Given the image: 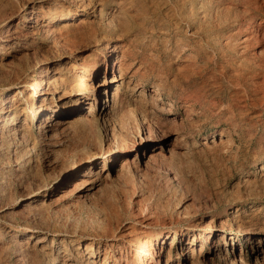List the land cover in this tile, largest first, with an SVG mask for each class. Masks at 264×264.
<instances>
[{
    "label": "rangeland",
    "instance_id": "obj_1",
    "mask_svg": "<svg viewBox=\"0 0 264 264\" xmlns=\"http://www.w3.org/2000/svg\"><path fill=\"white\" fill-rule=\"evenodd\" d=\"M71 11L84 15L69 25L56 18L58 44L43 38L41 25ZM11 37L19 46L8 45ZM245 37L259 39L249 44ZM113 41L125 44L121 50L132 64L126 80L133 84L123 85L124 102L106 125L97 117L93 144L109 155L112 139L128 152L115 168L108 159L90 200L72 198L71 208L63 202L24 213V194L59 180L47 177L44 167L8 170L16 164L14 150L22 148L18 140L0 149V264H59L64 250L58 255L52 245L60 242L72 258L88 245L87 251L100 247V258L106 254L113 262L121 247L129 262L149 264L148 251L166 249L176 230L183 242L193 233L203 236L191 264H241L234 258L242 246L245 264H256L246 214L264 218V0H0V101L18 66L32 65L33 79L55 61L83 73ZM188 44L200 46L203 59L186 62L193 53L181 48ZM134 84L143 89L140 97L133 95ZM221 130L230 141L225 152L202 145ZM140 134L155 143V159L147 165L136 155ZM15 230L45 239L21 249L11 240ZM75 232L79 241L68 243ZM219 234L234 238V253L231 240L229 250H215ZM173 262H179L176 252Z\"/></svg>",
    "mask_w": 264,
    "mask_h": 264
},
{
    "label": "bare ground",
    "instance_id": "obj_2",
    "mask_svg": "<svg viewBox=\"0 0 264 264\" xmlns=\"http://www.w3.org/2000/svg\"><path fill=\"white\" fill-rule=\"evenodd\" d=\"M81 15L84 14L79 11H71L58 17L49 18L40 27L43 38L54 45L58 44V33L61 31L54 28L56 18L67 23L68 20L79 19L78 17ZM29 17L31 18V16ZM35 23V27L38 28L36 26L38 22L36 21ZM257 39L259 38L245 37L244 41L250 44L252 40L257 41ZM16 40V37H11L8 40V45L12 47L19 46L15 42ZM124 45L120 41L107 43L108 51L103 52L102 59L94 61L91 65H84L83 73H78L76 66L55 61L48 66L41 67L37 78L33 79L29 73L33 66L28 64L22 67L20 65L17 68L15 78L4 88L5 92L0 101V149L8 148L9 144L11 145L17 140L22 144L20 151L14 150L16 164L9 165L8 170L35 173L39 172L41 169L39 167H44L46 168V174H48L47 177L52 175L55 180H59L54 181L52 184L43 182L24 194L25 201L22 202V212L26 213L38 206L47 207L63 202H66V206L70 207L71 203L68 201L72 198H75V200L83 199V201L88 199L91 192L97 189L101 176L105 173L104 165L108 159H111L110 161L115 168L117 163L113 162L128 152L119 145L120 143L112 141V139L107 144L109 155L107 152L102 153L93 144V137L99 126L97 117L101 116L104 123L105 121L108 122L116 114L118 107L123 104L125 99L122 97V89L127 82V72L132 64L128 62L129 54L126 49L123 48L121 50ZM181 50H191L193 53L186 56V59H188L185 60L186 62H190L193 59L194 62H197L199 59H203L204 55L200 53V46L188 44L183 46ZM119 54L120 56H118ZM137 70L139 72V68ZM85 71L89 73L88 76ZM97 77L98 81L93 83V88H91L89 82ZM131 81L132 78L128 80V85L129 83L130 85L133 84ZM131 90L133 95L137 97H140L143 92L140 84H134ZM159 98L152 95V102L159 101ZM161 109L166 110L165 108ZM163 113L165 112L163 111ZM143 116L140 115L141 120H143ZM139 137L138 145L135 148L137 151L136 155L138 159H145V164L147 165L148 162L155 159V153L151 152L155 147V143L150 135L140 134ZM202 145L211 149L218 148L219 150L217 149V151L225 152L229 148L230 141L226 138L225 132L221 130L218 133L206 136L202 141ZM59 185H61V189L55 196L54 190ZM246 220L251 227L247 230V239L250 243V248L254 250L255 263L264 264V218L255 211L248 215L246 214ZM150 221L146 225L150 224ZM132 227L133 225H129L126 228L128 233L134 231ZM76 234V232L70 234L72 238H70L68 243L79 241L76 238ZM224 236H219L218 242L214 244L215 250L221 249L222 246L226 247V251L229 250L228 242L231 240L232 253H234V238L231 237L229 239ZM25 237L28 239L24 241ZM36 237H38L37 233L33 230H25L22 233L15 230L12 233L11 240L17 241L18 246L24 249L29 248L31 245L39 244V240L45 239V237L41 236L35 242L33 240ZM165 238L167 239L168 236ZM202 238V235L193 233L190 241L183 242L179 232L176 230L166 249H163L164 245H162L159 251L154 248L148 251L149 264H175L173 262L175 252L178 255V264H181L182 257H185V264H191V258L193 259L196 256L194 245ZM44 246L46 245L44 244ZM88 249L89 247L86 245L84 250L78 252L81 255L79 256L80 258H72L71 255L73 256V254H70V250H66L62 242L58 245L57 243L52 245V251L58 255L64 250V253L58 257L59 264H123V261H125V264H136V261L129 262L127 254L122 253L121 247L118 248V252L116 250L118 255L115 256L113 262L106 257V254L103 258H100V247L97 250L87 251ZM85 253H87L86 259L84 258ZM246 253L247 250L242 246L240 253L238 256L236 254L234 260L245 264ZM226 255L228 256V253ZM227 256L223 259H226ZM75 261L77 262L75 263ZM210 264H214V262L211 261Z\"/></svg>",
    "mask_w": 264,
    "mask_h": 264
}]
</instances>
